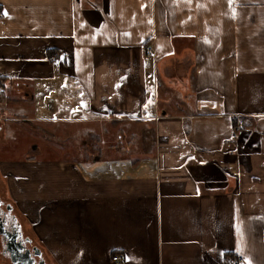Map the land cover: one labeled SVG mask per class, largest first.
<instances>
[{
  "label": "crops",
  "instance_id": "0c3cea01",
  "mask_svg": "<svg viewBox=\"0 0 264 264\" xmlns=\"http://www.w3.org/2000/svg\"><path fill=\"white\" fill-rule=\"evenodd\" d=\"M4 120L91 138L0 162L45 264H264V0H0Z\"/></svg>",
  "mask_w": 264,
  "mask_h": 264
},
{
  "label": "rangeland",
  "instance_id": "374dc122",
  "mask_svg": "<svg viewBox=\"0 0 264 264\" xmlns=\"http://www.w3.org/2000/svg\"><path fill=\"white\" fill-rule=\"evenodd\" d=\"M25 110H30V108ZM26 115H29V117L33 118L35 117L28 113ZM73 118L77 119V117ZM30 122L34 123L35 120H32ZM1 123H3L4 125V131L3 137H0V162L1 160L6 159H25L26 156L30 154L36 156L41 155L45 158L56 159L59 157H64L67 154L66 152H64L67 148L71 149L70 155L75 157H81L83 155L82 153L84 150V143L88 142L90 138V135L87 134L86 130H84V127L81 126L83 122H77V120L68 124H60L57 122L53 125L52 128L49 129V131L52 129L51 132L54 135V138L48 140L47 142H43V144L41 143V147H37V149H34L30 146L32 141L34 143H39V138L45 137L44 132L39 131L35 126L31 124L28 125V123L25 122L11 123L10 121L6 122L4 120ZM24 128H27V130H24ZM149 134L150 132H148V138ZM64 135H69L72 138L69 137L67 139ZM33 136L38 138V141H34ZM127 137L128 139L131 138V136ZM135 140H138V138H135L133 141ZM139 146L140 143L133 142V147H130L129 151L131 150L132 153H135L141 149V147ZM1 179H3V177H1ZM2 191L3 186L0 182V194ZM0 261L2 263L6 261L5 257L1 254Z\"/></svg>",
  "mask_w": 264,
  "mask_h": 264
},
{
  "label": "water",
  "instance_id": "95a60500",
  "mask_svg": "<svg viewBox=\"0 0 264 264\" xmlns=\"http://www.w3.org/2000/svg\"><path fill=\"white\" fill-rule=\"evenodd\" d=\"M11 208V206H9ZM15 228L12 231L7 230L0 223V232L7 238V251L10 264H45L44 259L41 257L40 250L34 246L30 249L22 245L18 238H22V227L18 221H16ZM28 241L30 239L26 238Z\"/></svg>",
  "mask_w": 264,
  "mask_h": 264
},
{
  "label": "flooded vegetation",
  "instance_id": "af4514ba",
  "mask_svg": "<svg viewBox=\"0 0 264 264\" xmlns=\"http://www.w3.org/2000/svg\"><path fill=\"white\" fill-rule=\"evenodd\" d=\"M9 206L10 204L8 202H5L0 198V223L7 230L12 231V228H15V225H16V222H15L16 216L13 214ZM22 234H23L22 238L19 237L18 241H20L22 245H25V247L27 248H30V249L34 248V245L32 244V242L26 239L27 237L24 231H22ZM0 253L6 259V261H4L3 263L10 264L9 258H8V251H7V238L4 237V235L1 232H0ZM41 257L42 259H44L42 254H41Z\"/></svg>",
  "mask_w": 264,
  "mask_h": 264
},
{
  "label": "built area",
  "instance_id": "2783aa9c",
  "mask_svg": "<svg viewBox=\"0 0 264 264\" xmlns=\"http://www.w3.org/2000/svg\"><path fill=\"white\" fill-rule=\"evenodd\" d=\"M149 53V51H148ZM243 124V121H239V125H242ZM120 259V256L119 255H114L111 257V260L112 261H118Z\"/></svg>",
  "mask_w": 264,
  "mask_h": 264
},
{
  "label": "snow or ice",
  "instance_id": "6c2138e0",
  "mask_svg": "<svg viewBox=\"0 0 264 264\" xmlns=\"http://www.w3.org/2000/svg\"><path fill=\"white\" fill-rule=\"evenodd\" d=\"M4 15H7V13L5 12V13H3Z\"/></svg>",
  "mask_w": 264,
  "mask_h": 264
}]
</instances>
